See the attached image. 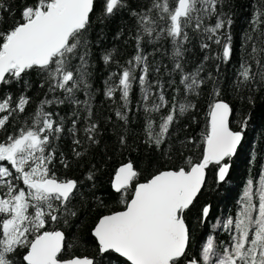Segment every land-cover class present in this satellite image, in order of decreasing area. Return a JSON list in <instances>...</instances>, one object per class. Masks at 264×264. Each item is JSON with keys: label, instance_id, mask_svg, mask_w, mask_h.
I'll return each mask as SVG.
<instances>
[{"label": "snow or ice", "instance_id": "snow-or-ice-1", "mask_svg": "<svg viewBox=\"0 0 264 264\" xmlns=\"http://www.w3.org/2000/svg\"><path fill=\"white\" fill-rule=\"evenodd\" d=\"M226 5L228 11L224 10ZM12 7L8 0H0V133L6 134L0 140V162H7L0 163V264H96L94 258L70 254L68 249L73 242L66 244L65 232L49 228L70 224L84 208L78 181L61 179L53 171L57 161L64 168L70 166V161L58 151L62 135H71V152L76 159L85 155V151L78 150L84 143L88 146L100 143L99 124L93 120L95 96L90 82L95 46L89 35L91 16L99 10L101 21L124 12L133 19L136 54L126 65L114 60V51H106L101 57L106 66L116 63L119 69L104 81V95L118 105L115 114L127 124L131 94L138 86V110L142 108L146 119L145 143L160 149L166 143L172 146L173 136L179 135L173 126L179 124L180 117L194 113L196 105L189 97L199 96L206 81L211 82L215 96L220 94L219 77L212 72L203 76V62L186 73L183 60L188 51L185 44L192 39L189 30L200 36V49L205 52L203 61L215 62L217 73L221 64L233 60L234 21L230 2L151 0L149 5H139L134 0H35L20 9L19 17ZM213 18L214 23H206ZM262 25L264 0L254 5L241 45L245 52L236 71L237 88L254 87L257 83L264 86ZM122 34L123 29L118 35ZM167 39L173 45V67L167 74L170 77L180 74L185 93L178 100L177 87L171 102L166 98L164 82L149 78L150 54H145L144 47ZM213 45L217 46L214 53ZM154 72L158 75L160 68L156 67ZM30 74L39 77L37 90H46L36 110L26 116V108L32 101L28 92L34 87ZM175 83L174 78L168 81L169 86ZM13 87L18 93L15 99ZM80 92L86 99L78 98ZM53 104L71 106L74 119L70 128H65V118L59 113L47 110ZM164 108H169L168 113L160 115L157 123L154 114ZM231 112L223 100L212 103L210 131L202 137L200 159L193 162L189 157L187 168L159 171L147 182L138 183L131 199L122 201L125 210L99 218L91 234L100 255L116 254L126 264H264V170L259 172L258 180L255 177L247 180L235 216L217 220L198 252L191 254L193 233L186 222V213L205 185L206 170L216 166L218 181L225 182L231 168L229 161L245 138L243 129L247 121L241 124V130H232ZM82 114L85 141L78 138L77 124ZM7 126L13 127L12 133H8ZM119 142L126 144L125 136L121 135ZM181 143L195 141L186 139ZM138 175L133 163L124 164L116 175L115 191L125 196ZM87 180H94V175L89 174ZM90 211L89 208V214ZM210 213L211 205L203 206L201 225ZM221 231L226 233L223 241L218 237Z\"/></svg>", "mask_w": 264, "mask_h": 264}, {"label": "trees", "instance_id": "trees-1", "mask_svg": "<svg viewBox=\"0 0 264 264\" xmlns=\"http://www.w3.org/2000/svg\"><path fill=\"white\" fill-rule=\"evenodd\" d=\"M230 11L234 21L231 33L233 37L234 57L227 64H221L220 71H215V62L209 60L203 61L205 52L200 49L201 38L198 34L189 30L192 37L190 43L185 47L188 51L184 54L183 66L186 73L192 72L202 62L205 71L202 73L206 76L212 72L213 76L219 77V96H215L211 82L206 81L202 86L200 95L189 97L196 105L194 113L180 117L179 124L173 127L179 133L173 136L171 147L166 143L160 149L149 147L145 143L147 139L145 133L146 119L145 113L138 105L140 104V88L134 87L131 94L132 103L127 112L129 122L125 124L115 114L117 104L107 99L104 95V81L113 71H118L116 63L105 65L101 59L106 51H114V60L119 65H126L136 54L135 41L132 37L136 33L133 19L127 12L122 15L118 14L113 18L101 21L100 11L97 10L91 16L89 35L95 43L92 49V76L90 82L92 92L95 96L93 101V120L99 124L100 143L98 145L88 146L84 143L83 147L78 149L85 151V155L76 159L71 152L72 137L65 133L58 142V151L63 153L70 166L64 168L58 161L54 163L53 171L61 179H74L78 181L81 192V199L84 201V208L78 217L72 219L68 225L58 224L49 225V228H58L66 234V244L73 242V246L68 249L69 253L80 257L94 258L96 264H126L124 259L113 254L112 257L100 255L98 245L91 232L99 218L116 211L125 210V199H131L134 186L138 183H145L154 174L159 171L176 170L179 167L187 168L189 157L193 162H197L202 154L204 147L202 137L210 131L209 112L212 103L216 100H223L232 107L231 128L234 131L241 130V124L247 121L244 127L245 138L239 149L236 158L231 159V172L224 183L217 179V168L212 166L207 175L205 187L199 197L196 199L190 210L186 213V222L192 229V255L198 252L201 243L206 236L212 233L213 225L217 220H222L228 215L235 216L239 210V201L243 195L247 180L251 177L259 178V172L264 170V86L257 83L254 87H235L236 71L239 67L240 57L244 54L245 49L241 47L244 42L245 33L248 31L249 22L253 16L254 5L260 3V0H229ZM12 5V11L16 17H19L20 9L25 5H32L35 0H8ZM151 0H134V4L149 5ZM228 11L226 5L224 8ZM215 18L206 23H214ZM264 28V25L261 26ZM123 29V34L118 35ZM97 37H100L97 41ZM118 37V38H117ZM145 54L148 55L150 67L149 78L155 81L161 79L165 84L166 98L171 102L172 96L176 93V88H180L178 100L185 93L183 86L180 85L181 76L174 73L169 76L167 73L172 70L173 61L171 59L173 45L170 39L161 40L156 44H145ZM249 48L251 45L248 46ZM217 46H212L213 53ZM159 49V50H156ZM164 66H167L166 68ZM156 67L160 68L157 75L154 72ZM139 75V71H137ZM175 79L176 83L169 86L168 81ZM29 79L33 82L34 87L28 92L32 101L26 108L25 115L33 113L38 107L39 102L44 99L45 90H37L35 85L39 82V77L30 74ZM13 98L18 93L13 87L11 89ZM57 96L62 97V93L57 92ZM78 98L86 99L83 92L77 94ZM51 98V96H49ZM119 103V93L116 94ZM151 103V100L149 101ZM171 103L169 104V108ZM169 108H164L161 113L154 114V119L159 123L160 115H166ZM48 111L59 113L60 117L65 118V128L71 127L70 105H51ZM57 118V117H54ZM11 124V122H10ZM17 127L19 125H16ZM8 127V133H12L13 127ZM85 120L83 114L80 122L77 124L78 138L85 141L84 129ZM123 135L126 138V144L119 142V137ZM6 134L0 133V140L5 139ZM191 139L194 144H182L181 141ZM179 149V150H177ZM131 162L138 171V177L133 180L132 185L125 196L116 193L112 189V183L120 167ZM10 167V165H9ZM89 174L94 175V180H87ZM23 186V185H21ZM101 202L103 206H101ZM211 205L209 218L201 225L199 223L200 214L203 206ZM91 209L90 214L88 209ZM218 237L221 241L226 238V233L219 232Z\"/></svg>", "mask_w": 264, "mask_h": 264}, {"label": "water", "instance_id": "water-1", "mask_svg": "<svg viewBox=\"0 0 264 264\" xmlns=\"http://www.w3.org/2000/svg\"><path fill=\"white\" fill-rule=\"evenodd\" d=\"M227 103V102H226ZM230 106V105H229ZM230 108L232 109V107L230 106ZM231 118H232V112H231V114H230V116H229V127L231 128ZM232 129V128H231ZM244 142V141H243ZM243 142H242V144H243ZM242 146V145H241ZM238 151H239V149H238ZM238 151H237V153H238ZM236 156H237V154H236ZM236 156H234L232 159H234V158H236ZM212 166H210L209 167V169L211 168ZM209 169H207L206 170V180H207V175H208V171H209ZM119 170V169H118ZM230 172H231V168H230V171H229V174H228V176L226 177V180L228 179V177H229V175H230ZM117 173H118V171H117ZM117 173H116V175H117ZM116 175H115V178H116ZM115 178H114V181H113V183H112V189H113V191L114 192H116L115 191V189H114V187H113V185H114V183H115ZM218 179V178H217ZM225 180V181H226ZM133 182V181H132ZM220 183H224V182H220ZM205 184H206V181H205ZM204 187H205V185H204ZM204 187L201 189V192L203 191V189H204ZM201 192H200V194H201ZM117 193V192H116ZM199 194V195H200ZM199 195L197 196V198L199 197ZM196 198V199H197ZM196 201V200H195ZM194 201V202H195ZM194 204V203H193ZM192 207V206H191ZM94 237V236H93ZM94 239H95V237H94ZM97 242V241H96ZM122 259H124V258H122Z\"/></svg>", "mask_w": 264, "mask_h": 264}, {"label": "flooded vegetation", "instance_id": "flooded-vegetation-1", "mask_svg": "<svg viewBox=\"0 0 264 264\" xmlns=\"http://www.w3.org/2000/svg\"><path fill=\"white\" fill-rule=\"evenodd\" d=\"M0 163L7 164V162H0Z\"/></svg>", "mask_w": 264, "mask_h": 264}]
</instances>
